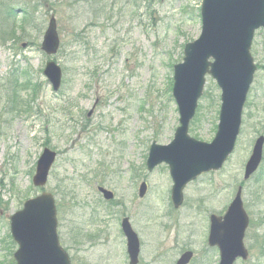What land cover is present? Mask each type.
Listing matches in <instances>:
<instances>
[{"label":"rangeland","instance_id":"1","mask_svg":"<svg viewBox=\"0 0 264 264\" xmlns=\"http://www.w3.org/2000/svg\"><path fill=\"white\" fill-rule=\"evenodd\" d=\"M0 1L15 5L12 25L21 34L19 40L0 39V264H14L17 250L10 216L41 192L54 198L59 243L71 264H127L122 215L144 237L142 264H175L183 250L194 252L190 264H210L201 216L231 202L255 140L264 137V30L255 33L250 49L257 71L234 151L222 170L188 184L175 211L167 167L147 173L145 161L151 143L169 145L179 126L173 67L182 63L185 45L200 36L201 0ZM23 2L32 14L24 34L18 27ZM96 5L104 9L94 18ZM51 16L60 47L47 57L40 45ZM50 60L62 70L57 93L43 75ZM219 107L220 90L207 76L189 137L210 143ZM45 147L57 158L46 186L37 189L31 180ZM262 151L260 168L242 193L258 237L264 234L263 225L256 227L264 221V146ZM143 178L148 189L140 199ZM97 187L112 192L113 201L105 202ZM170 209L177 227L162 230ZM255 260L250 264H264Z\"/></svg>","mask_w":264,"mask_h":264},{"label":"water","instance_id":"2","mask_svg":"<svg viewBox=\"0 0 264 264\" xmlns=\"http://www.w3.org/2000/svg\"><path fill=\"white\" fill-rule=\"evenodd\" d=\"M201 33L197 40L184 47L182 63L173 68L172 96L179 114V126L167 146L153 143L149 149L147 168L152 171L164 163L169 167L173 182L171 201L174 208L183 202V189L202 173L219 170L234 150L241 127V116L256 66L250 55L255 31L264 29V0H202L200 7ZM59 45L54 18L43 36L41 49L55 54ZM45 75L56 91L60 86L61 70L54 63L47 64ZM216 82L220 94L217 130L210 143L188 136L189 123L194 117L198 100L202 97L205 76ZM264 138L253 146L244 169L247 180L257 169L262 158ZM56 154L45 148L40 155L32 183L36 188L46 185ZM105 200L111 192L99 189ZM145 193V184L139 196ZM241 189L228 208L224 222L211 219L209 243L218 246L220 264H232L243 255L242 245L248 217L242 208ZM127 240V251L132 264L138 252V239L127 219L122 222ZM10 233L18 249L15 264H70L68 255L60 246L57 235L55 202L51 194L42 193L25 201L21 210L10 217ZM185 254L177 264H187Z\"/></svg>","mask_w":264,"mask_h":264},{"label":"flooded vegetation","instance_id":"3","mask_svg":"<svg viewBox=\"0 0 264 264\" xmlns=\"http://www.w3.org/2000/svg\"><path fill=\"white\" fill-rule=\"evenodd\" d=\"M143 181V180H141ZM244 185H241L242 191L244 189ZM229 202L226 206V208L220 210V211H208L206 216H201V225L203 226V228L205 229V249H207V253L210 256V260L209 263L210 264H220L221 262V252L219 247L216 246H211L209 243V235H210V231H211V219L215 218L216 221L219 222V224H221L222 222H224V218L228 213V207L230 206ZM175 211H177L176 209H174ZM174 210H169V213L167 214V219H169L170 223H164L160 225V228L163 230L164 227H166L167 229L171 230L174 229V227H177V220H171V216L174 215V213H176ZM246 212V210H245ZM247 217H248V226L244 232L243 235V239H242V245H243V249L245 251V256L241 255L239 257H237L236 259H234L232 264H250V263H254L255 257L253 256L254 250L255 252H257V259L255 261H264V239L263 236H260L257 232L252 233V230L254 229L255 226H251V218L249 217L248 213L246 212ZM164 218H166V216H163ZM127 219L132 230L135 232L137 239H138V252L136 254L135 257V261H133L134 264H142V260H143V252H144V248H143V239L142 235L140 233V231L137 229V227H135V225H133V223L130 221V219L128 217H126L125 215H122V217L119 220V232L120 234L123 236L120 227H121V223L124 219ZM264 221H261L257 223L256 227L258 229H260L262 227V225L264 226ZM137 229V230H136ZM124 238V236H123ZM123 248L125 251V254L127 256V264H132L131 262V257L129 256L128 252H127V244L126 241L124 239L123 242ZM181 254L179 255V257L177 258L175 264H177V262L187 253L190 254V259L189 262L187 264H190V262L193 260L194 258V252L190 251V250H183L180 252ZM157 258L155 257L153 260H156Z\"/></svg>","mask_w":264,"mask_h":264},{"label":"trees","instance_id":"4","mask_svg":"<svg viewBox=\"0 0 264 264\" xmlns=\"http://www.w3.org/2000/svg\"><path fill=\"white\" fill-rule=\"evenodd\" d=\"M12 2H6V3H3L2 1H0V39L5 41V40H9V39H13V40H19V36L21 35H18L17 34V31L13 29V25L12 23L15 25V21H13V17L15 18L14 16V12H15V5L14 4H11ZM97 3V2H96ZM92 5V4H91ZM20 6V14L21 15V18L19 20V24H18V27H20L21 31H22V34H24V31H25V25L28 24L29 20L28 18L31 20L32 19V14H31V6L28 5V3H24L23 2V5L20 3L19 4ZM98 8L97 11H95V14H94V18L97 17V16H101V14L97 13V12H101L103 11L104 7L103 5L102 6H95V7H91V8ZM1 20H3L4 23H1ZM27 85V84H25ZM27 88V87H26ZM15 95V91H14V101L15 102H18L19 99L18 97H16ZM23 104H25V102H23Z\"/></svg>","mask_w":264,"mask_h":264}]
</instances>
